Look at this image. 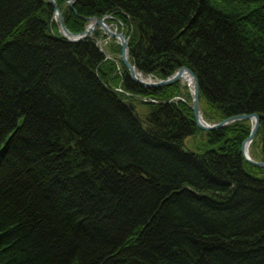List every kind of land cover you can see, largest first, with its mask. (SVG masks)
I'll list each match as a JSON object with an SVG mask.
<instances>
[{
	"label": "trees",
	"instance_id": "1",
	"mask_svg": "<svg viewBox=\"0 0 264 264\" xmlns=\"http://www.w3.org/2000/svg\"><path fill=\"white\" fill-rule=\"evenodd\" d=\"M55 1L73 33L113 16L146 77L193 70L205 121L257 113L264 161V0ZM101 35L69 42L47 0H0V264H264L251 121L202 131L188 87L134 82Z\"/></svg>",
	"mask_w": 264,
	"mask_h": 264
},
{
	"label": "water",
	"instance_id": "2",
	"mask_svg": "<svg viewBox=\"0 0 264 264\" xmlns=\"http://www.w3.org/2000/svg\"><path fill=\"white\" fill-rule=\"evenodd\" d=\"M54 9V19L56 20L61 35L69 42L77 43L84 41L89 38H93L94 33L101 29L104 31V35L107 36L109 39L116 40L121 46V60L124 63L125 67L129 72L130 78L140 84L145 88H161L164 86L172 85L179 81L183 80L184 74H188L191 80V84H188L190 87V92L192 94V110L194 114L195 121L198 127L203 131H215L218 129H222L232 123L238 121H251L252 129L250 135L244 140L242 145V155L244 159L257 167L264 168V161H257L253 157H251L249 153V147L253 143L258 130L261 125V118L257 113L254 114H240L229 117L219 123L211 124L204 120L201 106H200V82L197 75L193 72V70L189 69L188 67L180 68L176 73L172 76L168 77L167 79L155 81L152 78H147L146 80H141L138 78L137 74L140 73L143 75L141 71H139L130 61V54H129V39L124 32H120L118 27L114 30L111 28L113 24H108L107 19H113V16L105 15L102 18L92 17L89 19V24L86 26L85 30L81 33H73L71 32L65 23V19L63 13L55 0H47ZM78 0H70L68 5L71 9H74V5ZM76 12V11H75ZM94 21V24L91 23ZM117 25V24H116ZM118 26V25H117ZM102 53L106 56V58H110L104 50L100 49ZM132 107L135 113H138L137 107L134 103H132Z\"/></svg>",
	"mask_w": 264,
	"mask_h": 264
},
{
	"label": "rangeland",
	"instance_id": "3",
	"mask_svg": "<svg viewBox=\"0 0 264 264\" xmlns=\"http://www.w3.org/2000/svg\"><path fill=\"white\" fill-rule=\"evenodd\" d=\"M117 27H118V30H120V32H124V30H123L122 28L120 29V27L117 26L116 23H113V27H112V29L114 30V29H116ZM98 31H101V32H102L101 38H99V39L97 40V42H98L100 48H101L102 50H104L105 53L110 57L109 60H112L113 62H115V63L117 64V66H118V70H119V73H121V72H122V68L120 67V65H121L120 56H119L120 54H119L117 51L113 52V51L111 50V44L113 43V41H112L111 39H109L107 36H105V35H104V32H103L102 30H98ZM98 31H97V32H98ZM97 32H96V33H97ZM115 44H119V43L116 42ZM120 71H121V72H120ZM181 83H182L185 87H188L189 92H190V87H189V85H187V83H186L185 81H181ZM190 94H191V92H190ZM191 97H192V94H191ZM143 110L145 111L146 109L143 108ZM204 137H205V135H204L203 133H199L198 135L189 138V139L187 140L188 147H189V148H193V149H195L196 147H198V145H199L201 142H204V140H205Z\"/></svg>",
	"mask_w": 264,
	"mask_h": 264
},
{
	"label": "bare ground",
	"instance_id": "4",
	"mask_svg": "<svg viewBox=\"0 0 264 264\" xmlns=\"http://www.w3.org/2000/svg\"><path fill=\"white\" fill-rule=\"evenodd\" d=\"M111 16V15H110ZM98 18V17H97ZM102 18V17H101ZM90 19V18H89ZM88 19V20H89ZM107 21V20H106ZM91 23H93L94 24V21L93 22H91ZM112 29V28H111ZM113 30V29H112ZM120 61L122 62V60H121V53H120ZM123 63V62H122ZM124 64V63H123ZM125 66V65H124ZM126 70H127V68H126ZM128 71V70H127ZM129 73V72H128ZM137 76H138V78L139 79H141V80H146L147 78L144 76V75H142V74H140V73H138L137 74ZM183 80H185V82L187 83V84H191L190 82H191V80H190V77H189V75L188 74H184V78H183ZM251 146V145H250ZM250 148V147H249Z\"/></svg>",
	"mask_w": 264,
	"mask_h": 264
}]
</instances>
